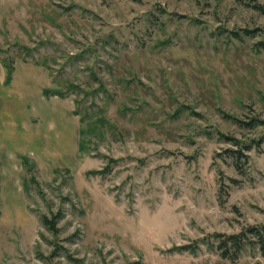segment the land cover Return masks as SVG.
I'll return each instance as SVG.
<instances>
[{
  "label": "rangeland",
  "instance_id": "obj_1",
  "mask_svg": "<svg viewBox=\"0 0 264 264\" xmlns=\"http://www.w3.org/2000/svg\"><path fill=\"white\" fill-rule=\"evenodd\" d=\"M256 5L0 0V264H264Z\"/></svg>",
  "mask_w": 264,
  "mask_h": 264
},
{
  "label": "trees",
  "instance_id": "obj_2",
  "mask_svg": "<svg viewBox=\"0 0 264 264\" xmlns=\"http://www.w3.org/2000/svg\"><path fill=\"white\" fill-rule=\"evenodd\" d=\"M256 8H258L260 11H262L264 13V7L262 5H256ZM254 32H255L254 30H249V29L245 30V33L247 35H251ZM235 34H236V36H239L238 33H235ZM261 44L264 46V43H261ZM255 122H261V121L259 119H252L251 121H248L247 124L248 125H254ZM232 156L236 159L237 169L241 170L242 165L238 162V160L242 156H245V154H243L241 150H233ZM27 161H28V159H24L25 163H27ZM248 233L253 234V236L257 238V240H258L257 242L259 243L261 252L264 256V226H262V227L253 226L248 230ZM241 235L242 234H236V235L230 236L229 239L226 241V243L231 242L236 246V248L238 250H240L242 247V242H243ZM225 245H227V244H225ZM227 250L228 249H226L225 252H227Z\"/></svg>",
  "mask_w": 264,
  "mask_h": 264
}]
</instances>
